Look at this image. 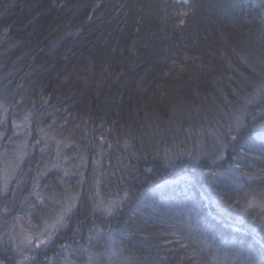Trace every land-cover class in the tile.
Listing matches in <instances>:
<instances>
[{
  "label": "trees",
  "instance_id": "16d2710c",
  "mask_svg": "<svg viewBox=\"0 0 264 264\" xmlns=\"http://www.w3.org/2000/svg\"><path fill=\"white\" fill-rule=\"evenodd\" d=\"M0 110V264H264V0H0Z\"/></svg>",
  "mask_w": 264,
  "mask_h": 264
},
{
  "label": "rangeland",
  "instance_id": "374dc122",
  "mask_svg": "<svg viewBox=\"0 0 264 264\" xmlns=\"http://www.w3.org/2000/svg\"><path fill=\"white\" fill-rule=\"evenodd\" d=\"M4 110H0V125L5 123ZM27 126V121H21L14 125V133L21 135V138L15 142L14 140H8L2 144L3 133L0 134V193H5L6 187L9 181L14 178L18 171V166L25 155V147L27 141V134L23 133ZM23 133V134H22ZM0 194V195H1ZM57 219L52 222L44 223L38 230L32 229L29 224V219H22L21 217H13L11 222H1L2 231H4L6 240H9L14 248L21 253V261L27 260L29 252L27 251L37 241L42 240L46 242L50 238V231L55 227ZM6 228V229H5ZM5 229V230H4ZM4 237V236H3ZM106 259L107 256H106ZM117 255L110 253L109 262L121 261Z\"/></svg>",
  "mask_w": 264,
  "mask_h": 264
}]
</instances>
